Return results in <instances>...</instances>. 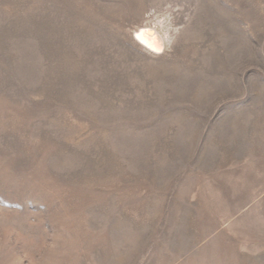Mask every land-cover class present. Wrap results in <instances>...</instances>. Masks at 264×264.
Here are the masks:
<instances>
[{"label":"rangeland","instance_id":"rangeland-1","mask_svg":"<svg viewBox=\"0 0 264 264\" xmlns=\"http://www.w3.org/2000/svg\"><path fill=\"white\" fill-rule=\"evenodd\" d=\"M0 264H264V0H0Z\"/></svg>","mask_w":264,"mask_h":264},{"label":"bare ground","instance_id":"bare-ground-1","mask_svg":"<svg viewBox=\"0 0 264 264\" xmlns=\"http://www.w3.org/2000/svg\"><path fill=\"white\" fill-rule=\"evenodd\" d=\"M136 34H137L139 41L144 46L147 45L151 48H157L160 43V40L152 36L148 30H140Z\"/></svg>","mask_w":264,"mask_h":264}]
</instances>
